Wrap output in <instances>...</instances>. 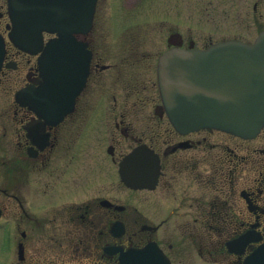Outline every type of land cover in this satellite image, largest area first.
Instances as JSON below:
<instances>
[{"label": "flooded vegetation", "instance_id": "flooded-vegetation-1", "mask_svg": "<svg viewBox=\"0 0 264 264\" xmlns=\"http://www.w3.org/2000/svg\"><path fill=\"white\" fill-rule=\"evenodd\" d=\"M101 1L93 29L76 34L86 77L78 74L54 116L43 53L9 39L8 0H0V264H121L123 253L150 243L171 264L251 262L264 245V127L253 138L177 131L161 101L158 59L196 41L173 29L165 52L155 53L136 23L120 50L100 47ZM42 37L44 48L58 38ZM136 152L158 162L150 187L129 182L141 177ZM53 233L67 259L52 260Z\"/></svg>", "mask_w": 264, "mask_h": 264}, {"label": "water", "instance_id": "water-1", "mask_svg": "<svg viewBox=\"0 0 264 264\" xmlns=\"http://www.w3.org/2000/svg\"><path fill=\"white\" fill-rule=\"evenodd\" d=\"M97 0H8L13 31L9 35L24 51L42 52L44 77L52 79V91L57 93L52 106L55 116L58 103L73 89L78 74L85 71L82 63L86 45L76 34H86L93 27ZM55 34V40L43 47L44 33ZM178 36L174 38L177 41ZM178 44V43H177ZM176 44V45H177ZM5 53L0 36V66ZM63 57L59 67L58 58ZM157 82L164 110L179 132L216 129L241 138H253L264 127V32L253 43L228 40L207 49H168L159 58ZM80 81V80H79ZM85 78L80 81L82 88ZM40 92V91H39ZM62 93V95H61ZM136 152L140 173L134 187H150L149 175L153 163L157 174L158 162L152 155ZM150 157V158H149ZM126 167L132 166L130 158ZM131 171L129 172V174ZM155 174V176H156ZM149 183H148V182ZM247 264H264V246ZM123 264H171L156 244L125 256Z\"/></svg>", "mask_w": 264, "mask_h": 264}, {"label": "rangeland", "instance_id": "rangeland-1", "mask_svg": "<svg viewBox=\"0 0 264 264\" xmlns=\"http://www.w3.org/2000/svg\"><path fill=\"white\" fill-rule=\"evenodd\" d=\"M99 4L94 33L100 34V47L106 49L126 46L123 31L136 23L142 25L137 28L143 30V39L159 54L165 52L166 40L175 30L186 40H195L196 48L228 39L252 43L264 30V0H130L125 6L123 0H103ZM52 238V260L67 259L71 253L61 245L58 234Z\"/></svg>", "mask_w": 264, "mask_h": 264}]
</instances>
